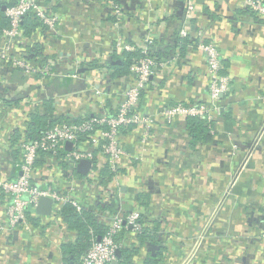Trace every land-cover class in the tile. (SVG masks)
<instances>
[{"label":"crops","instance_id":"obj_1","mask_svg":"<svg viewBox=\"0 0 264 264\" xmlns=\"http://www.w3.org/2000/svg\"><path fill=\"white\" fill-rule=\"evenodd\" d=\"M39 1L57 13L59 21L55 32L39 26L19 45L26 50L27 60L38 67L50 59L58 66L75 57L111 59L114 51L122 52L116 49L117 38L135 46L149 38L150 50L159 48L166 52L162 58L168 57L181 37L180 27L186 24L187 38L193 42L201 38L218 48L230 90L221 97L225 110L210 113L213 129L202 141L193 142L185 128L186 118L167 124L159 117L166 105L191 100L210 103L204 54L190 45L186 60L162 69L153 88L139 101L138 111L154 116L155 123L145 144L141 126L131 127L122 136L127 153L115 168L108 163L110 177L102 183L97 173L95 180H84L77 164L64 165L60 156L43 155L35 162L33 183L72 196L109 227L115 215L127 212L150 220L154 231L143 243L132 230L121 232L120 241L134 252L124 263L117 257V264H264V134L245 166L237 168L264 125V20L252 16L243 0H194L196 11L189 20L185 0ZM108 1L123 8L121 22H116ZM7 4L0 0L1 19L6 17ZM81 69L83 77L102 87V107L95 105L96 96L90 92L75 99L60 92L50 94L47 80L13 78L8 69L0 68L2 178L19 174V134L34 112L44 113L50 103L57 114L92 115L103 111L115 90L128 86L123 77L114 78L110 85L109 68L102 72ZM39 84L45 89L40 90ZM83 147H88L87 142ZM97 158L98 170L105 159ZM8 204L9 196L0 190V264H79L64 250L77 233L56 213L60 204L56 207L53 200L50 215L33 213L38 217L29 229L22 224L4 229ZM147 242L157 246L155 254Z\"/></svg>","mask_w":264,"mask_h":264},{"label":"built area","instance_id":"obj_2","mask_svg":"<svg viewBox=\"0 0 264 264\" xmlns=\"http://www.w3.org/2000/svg\"><path fill=\"white\" fill-rule=\"evenodd\" d=\"M4 1L6 4L8 2L5 8L8 27L0 31V68H19L22 70L26 79L33 80L37 83L48 79L62 80L66 78L76 82L79 81L82 84L84 83L83 87L76 91L63 93L65 97L75 99L83 93L88 94L90 92L96 96L95 105L102 107V87H97L95 83L86 76L83 77L80 73V69L83 68V62L87 61L86 59H82L81 57L71 58L67 63H61L59 66L56 60L50 59L38 67L27 60L26 50L19 48V45L24 41L25 37L21 24L26 15H34L40 22L41 27L55 32L59 21L57 13L46 9L40 4L41 2L39 0ZM108 2L112 10V15L116 18V22H121L124 14L123 8L115 2ZM243 2L252 16L264 20V0H243ZM185 7V19L189 20L193 17V12L196 11L194 0H185ZM179 35L181 37H188V25L182 24L179 29ZM117 39L116 49L122 51L139 50L141 56L133 60L129 66V74L123 77L127 82L131 80V82H128L125 90L119 91L117 89L114 91L115 93L111 101L113 102V106L117 108L116 113L111 115L106 114L108 112V107L106 106L102 113L94 111L84 121L57 123L46 130L40 138L30 141L21 139L19 141V174L14 178H2L0 176V190L10 197L6 209L7 224L4 229H13L20 224L25 229L31 228V225L26 219V211L35 213V206L42 196L52 198L56 202V207L59 204L69 202L77 210L82 209L81 203L72 196H64L52 190L50 187H40L33 183L35 161L40 152H48L52 156H55L65 147L67 152H65L64 159L73 166H76L82 159L91 161L89 171L82 177L84 180L90 181L98 177V170L94 168V154L92 149L99 147L100 153L107 157V161L112 168H115L117 161L126 155L127 152L121 145L123 136L121 128L123 126H141L143 128L141 142L145 144L150 130L155 123V119L154 116L141 113L137 110L142 91L148 89V84L154 82V78L159 72L166 67H171L176 62V59L172 58L170 60L156 62L149 54L151 45L149 38H146L136 46L126 44L123 38ZM196 46L204 54L207 66L210 103L207 104L201 101L202 103L197 102L196 104L187 105L182 102H177L163 106L159 112V117L167 124H172L178 117L186 118L187 116H197L210 121L211 112L219 114L226 108L221 104V97L230 90V78L221 72V53L213 43L203 41L201 38L197 41ZM59 55L62 56L63 53L61 52ZM105 60H110V57L106 56ZM106 69L107 66L105 65L98 70L102 72ZM100 75L98 74V78ZM86 82L89 85L85 84ZM38 87L40 90L45 89L42 84H39ZM31 101L26 100L25 102L28 103ZM34 102L29 104H34ZM82 134H89V140L87 141L88 147L86 148L79 146V139ZM263 134L264 125L261 126L256 134L254 142L249 144L247 151L243 154L238 164V169L240 168L241 170L249 158H251L252 152L260 147ZM101 140H103L102 143H100ZM66 143H71L70 149L66 147ZM236 175L237 172H235ZM128 229L136 234L142 230V225L139 222V213L131 212L125 216L122 214L115 215L112 224L105 234L99 240L94 241L82 256L81 264H111L116 259V250L119 248L116 239L119 238L122 231Z\"/></svg>","mask_w":264,"mask_h":264},{"label":"trees","instance_id":"obj_3","mask_svg":"<svg viewBox=\"0 0 264 264\" xmlns=\"http://www.w3.org/2000/svg\"><path fill=\"white\" fill-rule=\"evenodd\" d=\"M23 34L26 36H30V32L34 31L35 28L40 26V22L38 21L37 17H34L32 14H28L24 17V20L21 24ZM1 27H8V19L7 17H4V19L0 18V29ZM1 31V30H0ZM194 39L192 40L191 38L187 37H178V43L176 46L173 48V50H170V52L167 53L168 57L162 58V55L166 56V52L160 51L159 48H153L150 50V56L155 59L156 62H159L161 60H170L172 58L176 59L177 64L180 62H184L186 60L188 48L190 45L196 46L197 42ZM141 56L139 50H134V51H122L117 52L114 51V53L111 55L110 60H103V62L99 61L98 59H90L87 60L83 63L84 70H98L101 69L104 65H107V68L111 70V74L108 75L109 83L110 85L112 84V81L114 78H119V77H125L129 74V66L133 62L134 59L138 58ZM26 58L28 59L29 57L26 55ZM121 59L120 63L112 64L111 61L115 59ZM45 60V59H44ZM43 61V60H42ZM45 61H43L44 63ZM175 62V63H176ZM103 64V65H102ZM223 60H222V70L221 72L225 74V69L223 68ZM174 65V64H173ZM158 67V66H156ZM173 67V66H171ZM5 69H8V71L11 72L12 77H20V78H25L23 72L19 68H11V67H3ZM128 82H131V80H128ZM155 82V81H154ZM154 82L152 84H148V89H145L142 91L141 98L146 94L147 90H151L153 88ZM83 87V84L79 81H73L71 79H62V80H57V79H48L47 83L45 85V88L49 93L51 94L50 91L52 92H60V93H66V92H71V91H76L79 90ZM139 100V101H140ZM50 101V99H46L45 102ZM203 101V100H201ZM201 101H188V102H182L184 104L190 105V104H196L202 103ZM139 104V103H138ZM50 106H46L47 109L44 113H39L34 112L31 116L30 119L27 122V127L26 130L23 132V134H19L21 137L20 139H25V140H34L37 138H40L46 130L51 128L53 125L61 122H79V121H84L88 119L91 115H81L79 117H74V116H69L67 114H57L54 113L53 108L51 104L49 103ZM105 106L108 107V112L106 114L111 115L115 114L117 111V108L113 106V102L111 100H106ZM223 106H225L223 104ZM226 107V106H225ZM137 105V110L138 109ZM102 113L103 111L100 110ZM213 122L214 121H207L205 119H202L197 116H187L186 119L184 120L185 123V128L188 131V133L192 136L193 142L196 143L198 141L204 140L208 135L211 134L213 129ZM133 125L129 126H123L121 128V131L123 135L131 128ZM79 146L83 147L84 144L89 140V134H82L79 139ZM103 140H101L100 143H102ZM93 154H94V168H97L98 162V156L101 155L105 159L103 165L99 164L98 168V174L100 176L99 180L101 179V182L105 180V177L111 176V173L108 171L107 174V168L108 167V161L107 157L104 154L100 153V148L96 147L95 149H92ZM65 152H67V149L64 147L62 150H60L55 157H62L65 158ZM20 156V153H18ZM43 155H51V153L48 152H40L39 156ZM38 156V157H39ZM37 161V159H36ZM35 161V162H36ZM39 161V160H38ZM68 161L64 160V165H68ZM83 177V176H81ZM10 198V197H9ZM56 213L62 217V220L66 227L70 230H73L77 233V237L75 241L70 244V245H65L64 250L69 252L72 256V259L81 264V258L82 256L86 253V251L90 248L92 243L98 239V237H102L105 232L108 230L109 225L100 223L96 219V212L92 209H87L83 208L81 210H77L75 206H73L71 203L66 202L63 204H60V206L56 209ZM127 213H124L122 215H126ZM37 215L35 216L32 211H26V219L27 222L33 226L34 223L36 222ZM139 222L142 225V230L136 234V238L139 243H143L149 236L153 233V229L150 227V220L144 218L142 215H139ZM129 230V229H128ZM153 230V231H152ZM121 237V236H120ZM117 238L116 241L119 244V250L120 251V262L124 263L127 259H129L128 254L131 252H134V248H126L123 243L120 241L121 238ZM136 249V248H135ZM131 251V252H130Z\"/></svg>","mask_w":264,"mask_h":264},{"label":"water","instance_id":"obj_4","mask_svg":"<svg viewBox=\"0 0 264 264\" xmlns=\"http://www.w3.org/2000/svg\"><path fill=\"white\" fill-rule=\"evenodd\" d=\"M183 4L184 3L182 1L181 5ZM120 62H121L120 58L111 61L112 64H116ZM80 71H83V69H80ZM66 147L70 149L71 143H66ZM76 167L79 173H81L82 175H86L91 167V161L82 159L77 163ZM52 209H53V200L48 196H42L39 198L38 203L35 206V213L41 216L50 215L52 213ZM100 238L101 237H98L97 240H99ZM147 246H148V250L151 251L152 254H155L154 251L157 249V246L150 242H147ZM119 256H120V251L118 249L116 250V259L113 260L111 264H117V257L119 258Z\"/></svg>","mask_w":264,"mask_h":264}]
</instances>
